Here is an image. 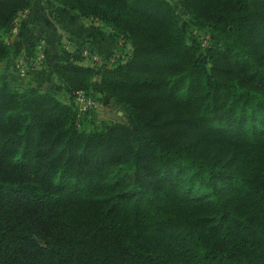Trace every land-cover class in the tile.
<instances>
[{
    "label": "trees",
    "instance_id": "obj_1",
    "mask_svg": "<svg viewBox=\"0 0 264 264\" xmlns=\"http://www.w3.org/2000/svg\"><path fill=\"white\" fill-rule=\"evenodd\" d=\"M178 1L47 0L132 51L61 48L69 100L0 72V264H264V0ZM34 2L0 0V65ZM97 85L127 124L79 125Z\"/></svg>",
    "mask_w": 264,
    "mask_h": 264
},
{
    "label": "rangeland",
    "instance_id": "obj_2",
    "mask_svg": "<svg viewBox=\"0 0 264 264\" xmlns=\"http://www.w3.org/2000/svg\"><path fill=\"white\" fill-rule=\"evenodd\" d=\"M170 1L178 9L182 23H187L188 14L185 8L179 3L178 0ZM94 21L95 20H89L91 26L94 24ZM94 27L95 26H93V28ZM94 30L95 33L99 35L98 38H102V40H97L95 37L91 38L90 35L89 37L85 36V39L82 38L81 42H86L89 45L87 49V47L85 48L83 46L77 45L80 43V39L75 37V33H73L75 31L71 32L69 28L56 26L54 31L57 34V44L52 46L54 51L48 48L49 45L47 46L48 59L46 60L37 59L38 52H40L41 48L43 49L44 47H40L39 50L37 44L33 43L31 39L26 45L21 44V48L24 49L25 54H22L19 58L24 61L29 72H27V74L24 76L21 75V77L18 75V73H14V71L12 73L9 72L8 79L10 83L17 86L33 84L38 85L41 88H54L62 99L69 100L68 95L65 94L58 79L53 74L49 73V66L52 64V60L54 59L58 50L60 51L64 46H69L73 50L79 49L78 51L85 55L83 63H91L96 65L104 64L107 66H112L118 61L126 59L132 51V44L129 41H124L120 37L116 38L112 29L102 21L96 25ZM72 35L75 37V41L78 42L76 45L75 43H69L70 38L73 37ZM15 37L16 33H11L8 38L13 47L14 42H16ZM189 40H203L204 44H208L209 34L204 29H196L194 34L190 36ZM84 49H87L86 53L84 52ZM200 54L205 56L204 46L201 47ZM94 55H96L98 59H94ZM6 67V64H1L0 72H2V70H4ZM97 90L98 98L95 100H93L91 96H85L81 91L75 96L74 101L80 110L79 125L87 129H92L103 128L113 122L127 124L129 119L124 111V108L120 104L116 103L112 97H110V95L104 93L101 90L100 85H97Z\"/></svg>",
    "mask_w": 264,
    "mask_h": 264
},
{
    "label": "crops",
    "instance_id": "obj_3",
    "mask_svg": "<svg viewBox=\"0 0 264 264\" xmlns=\"http://www.w3.org/2000/svg\"><path fill=\"white\" fill-rule=\"evenodd\" d=\"M89 20H95L92 26L90 25ZM100 22L101 20L98 18L83 17L79 12L67 7L56 5L55 8H51L48 5L47 0H35V2L29 8L25 9L17 18L15 27L11 32L13 34L16 33V42H14L15 48L12 45L11 56L5 59L1 64H6L7 67L5 68V71L7 73H12L14 71V73H18L20 77L21 75H26L29 70H27L24 61L19 58L22 54H25L24 49L21 48V44L26 45L31 39L33 43L37 44L39 50L40 47H44L38 52L37 59H48L47 46L49 45L48 48L53 50L52 46L57 44V34L54 31L56 26L69 28L71 32L75 31L73 33H75V37L80 39V43L77 44L78 42L75 41L76 39L73 35V37L70 38L69 43H75V45L77 44L85 48L87 47L88 49L89 45L86 42H81V40L82 38L85 39V36L89 37V35L91 38L95 37L97 40H102V38H98L99 35L95 33L94 30L96 25ZM93 26L95 27L93 28ZM71 41L75 42L72 43ZM64 47L73 50L69 46ZM56 53L58 54L59 50ZM57 54L52 60V64L54 63ZM83 56L85 55L83 54Z\"/></svg>",
    "mask_w": 264,
    "mask_h": 264
},
{
    "label": "built area",
    "instance_id": "obj_4",
    "mask_svg": "<svg viewBox=\"0 0 264 264\" xmlns=\"http://www.w3.org/2000/svg\"><path fill=\"white\" fill-rule=\"evenodd\" d=\"M84 52L86 53L87 52V49L86 50H84ZM94 59H98V57L96 56V55H94V57H93Z\"/></svg>",
    "mask_w": 264,
    "mask_h": 264
}]
</instances>
